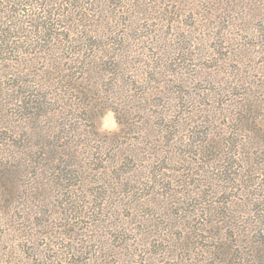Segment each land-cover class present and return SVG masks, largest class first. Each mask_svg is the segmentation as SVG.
<instances>
[{
  "label": "rangeland",
  "instance_id": "obj_1",
  "mask_svg": "<svg viewBox=\"0 0 264 264\" xmlns=\"http://www.w3.org/2000/svg\"><path fill=\"white\" fill-rule=\"evenodd\" d=\"M58 1L67 8L73 2ZM20 4L0 0V264H169L167 240L184 235L196 238L188 243L193 264H232L237 251L220 243L227 234H218L215 223L223 224L216 218L231 214L236 194L256 196L261 179L245 192L213 186L223 185L216 169L231 159L204 149L219 135L238 140L237 153L252 137L264 150V0L80 1L72 17L83 43L70 45L79 53L67 50L73 55L62 58L60 79L42 69L48 60L41 56L52 58L40 43L46 30ZM89 55L100 56L96 64ZM84 90L104 109H82L89 102ZM42 93L58 101L62 117L81 122L59 125L52 112L38 117L29 107ZM241 93L262 98L263 106L235 121ZM43 125L46 134L80 141L83 166H71L60 152L41 173ZM147 134L155 137L142 139ZM156 139L166 141L153 156L147 149ZM175 151L184 160L172 162ZM150 165L154 179H147ZM133 166L142 168L126 172ZM58 167L67 178L53 175ZM240 204L244 214L248 203ZM207 219L203 231L184 234ZM245 250L239 247V257Z\"/></svg>",
  "mask_w": 264,
  "mask_h": 264
},
{
  "label": "trees",
  "instance_id": "obj_2",
  "mask_svg": "<svg viewBox=\"0 0 264 264\" xmlns=\"http://www.w3.org/2000/svg\"><path fill=\"white\" fill-rule=\"evenodd\" d=\"M19 1L21 2L20 5H24L29 12L31 11V14L27 13V15H30L31 17H36V16L39 17L38 20L39 22H41V26L45 28L46 30L45 35L47 36L46 38L43 37L40 43L42 42L43 44L42 45L43 50H45L43 52H45L46 54H49L50 55L49 57H52V58H46L44 56H41V58H45L48 60L47 66L45 65L42 69H46V67L53 69L52 71H50V74L54 75L55 79H60L59 74L61 73V70H63L61 68L62 66L61 63L63 62L62 58L64 57L65 59H68L70 55H73L71 51H67L69 49L72 51L74 50V47L70 45L81 46V43H83L82 39L75 38L76 35H75L73 28L77 27L76 26L77 23L73 21L72 16L79 14L82 8L81 7L79 8L78 2L85 1V0H73L72 3H69L70 5L69 8H67L64 4H60L58 0H55V3L57 4V6H53V7H51V3H50L51 0H25L26 1L25 3H23L22 0H19ZM48 5L49 7H47ZM35 6L37 7L36 10H39L40 12L37 13L34 11ZM45 8H49V9H45ZM89 17H91L89 20H94V18H92L93 16L89 15ZM72 32H73V36H72ZM9 42L10 41L7 40V43ZM31 46H33V44H31ZM96 48L98 49V47ZM89 50L90 51L92 50L90 53L91 55L97 54L95 51L96 49H89ZM53 51L56 53L57 56L51 55ZM66 52H68L70 55H67ZM73 52L74 54L79 53V51L77 50ZM91 55H89V62L93 61V64H96L97 63L96 60L99 59L100 56L94 57ZM47 82L49 83V81ZM79 87H81V89ZM78 89L80 92L83 89V87L78 86ZM85 89L88 90V87H86ZM86 90H84L82 93H85V98L89 100V102H86V101L82 102V104L84 105L80 107L82 109H85V107L89 105V104L87 105L85 104L91 103L92 107L95 104L96 109H98L97 106H99L100 110H103L104 109V107L102 106L103 103H99L98 100H95V102H93L94 98L91 95V93L93 92L92 88L90 87V90H89L91 91L90 94ZM241 95H242L240 97L241 102L239 101V104H238L239 107L238 105H235L236 106L235 117L237 116L235 121L240 120L241 117L243 118L249 117L252 111L254 110L257 111L261 109L263 106L262 98L255 96L251 100L245 97L246 96L245 93H241ZM247 99L249 100V102H251V105L247 103ZM38 100L39 101L35 102L36 104H33L34 106L29 107V108H36L37 110L36 113L38 117H46V116L48 117V115L52 112L55 117L56 123L59 125L67 124V121L70 120L69 123L72 126L76 127L79 124L78 122H81V119H79V117L76 118V117L70 116L69 119L62 117L61 114H63V112L60 110L59 106L55 107V105L58 104V101L54 100L53 97H49L47 94L42 93ZM233 100L234 99L232 98L227 99L226 105L232 106ZM27 104H31V101L28 102ZM73 106H75V104H73ZM94 111L95 110H93V108L91 107L87 108V112L91 113L88 115L89 120L92 119V113H94ZM246 111H248L249 113L248 114L245 113ZM76 114L78 115V113ZM153 118L154 120L151 117L147 119L149 121H152V120L157 121L156 117H153ZM165 120H167V118L161 119V121H165ZM44 127L45 125L41 127L40 133L38 131V141H37L38 142L37 145L39 149L38 150L39 158H40L41 165H42V167L40 168L41 173H44L43 171L44 166H47L48 163L49 164L54 163V160H55L54 158H56L54 154H59L60 152L63 153L64 155L65 154L68 155L69 159L67 163H72L71 166L73 165L74 167L83 166L82 163H79L81 161V158L78 156V153H79L78 144L80 141L79 140L75 141V143L71 142L70 138L62 132L60 133L57 132L54 135L46 134L44 133L45 132ZM92 127H94V125H92ZM262 131H263V136H264V130ZM90 132L92 131L90 130ZM165 133H168V132L166 131ZM149 136L155 137L154 135L147 134V135H144L142 139H145L146 141H148L147 138ZM65 137L67 138L65 139ZM165 137H166V140H168L169 134L165 135ZM214 138H215L214 142H212V144H209V146L212 148L210 149L212 153L209 151L208 146H207L206 149H204V154L212 155L215 159H218L219 156L221 157L223 155H226V156L228 155L229 158L231 159V161H228V162H231V165L226 167L225 169L223 168L216 169V172L218 171L217 173L218 179L219 181H222L220 183H222L223 185H220L219 183L217 184L214 183L213 186H226V187L228 186V188L232 190L235 189L236 192L237 190L245 192L246 188H252V190H256L254 188H256L257 186L254 185L255 184L254 182L257 179H261L260 186L257 189L258 193L256 194V196L254 194H246V195H240V196L236 194L237 196L233 197V199L229 202L232 204V206L229 207V209L231 210V214L230 213L226 214L223 220H221V218H216V222L220 221L221 224H223L221 227H219L218 224L215 223L218 229L217 230L218 234L220 235L222 234V232L227 234V237L225 239L222 238L220 243L230 245L228 247V250H231V246H234V248L236 249L237 253L232 255L233 257L232 264H264V150L263 149L259 150V147H260L259 142L261 141L253 142L251 139H255L256 137H252L250 138L249 141H247V144L246 143L243 144L244 152L237 153L238 151L237 147L239 145L238 140H233L234 138H231V139L227 138L226 139L227 142H226L224 139H218L219 135H216ZM166 140L163 141L161 139L160 140L156 139L155 141H153L150 147L151 151L150 149H147L149 151L148 154L154 156L155 153H159V150L162 147L161 144L165 142ZM262 141L264 142V140ZM227 143L230 145L231 150L233 152L231 151L230 153H228L225 151V148L228 145ZM166 152H169V151L166 150ZM168 158L171 159L172 162H178V163L180 162V160H184V158L181 157L180 152H177V151L174 152V155L169 156ZM63 159L64 158L62 159H60V157L58 158V160H62V161ZM252 163L259 164V166L256 168V171L253 170ZM101 168H104L103 170L113 169V171H115V169L119 168V166L115 165L112 168L111 167L110 168L101 167ZM141 168L142 167L133 166V167H130V169L126 170V172L138 171ZM151 168H152L151 170L153 172V176H148L147 179H150L152 177L154 179L155 176H158V174L155 173V166L153 167L151 166ZM93 170H96V169H93ZM151 170L149 172H151ZM80 171L81 170H78V171L76 170L79 177H81ZM68 172L69 171L66 168L58 167L56 168L55 173L53 174L52 172V174L54 176H57L56 178L58 179H63L65 177L67 178V175L69 174ZM76 172H73L72 174L73 177H75ZM254 172H256V175H257L255 180H254L255 175L253 174ZM102 178L103 180L105 179L103 175H102ZM181 182H185V180ZM108 183L109 184L112 183L111 180L105 182L106 185ZM229 198L230 197H228V200ZM241 202H247L249 206L248 210L245 211L244 214H242V211L239 210L237 207V205H241L240 204ZM208 219L206 221L203 220V222L200 223V227L194 226L193 229L186 230L184 234H187L188 231H190L189 233H192L194 229L196 231H203L204 225L212 221V220L209 221ZM184 230L185 229H183L180 232V236ZM227 240L229 242H226ZM167 241L169 242L168 246H166V248L163 249L162 251L166 250L165 253H167V259L170 260L169 264H193L191 258L187 257L191 255V254H187L188 252H190V248H191L188 246V243L196 244V238L192 237L191 235H188L186 238V235H184L183 238L179 237L178 240L171 239L170 241L168 239ZM241 246L246 249L245 250L246 256H244V258L239 257V252H240L239 247ZM176 249H178L177 253H176ZM210 264H212V262Z\"/></svg>",
  "mask_w": 264,
  "mask_h": 264
}]
</instances>
